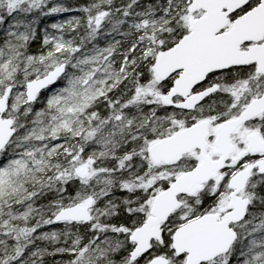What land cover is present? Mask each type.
Returning a JSON list of instances; mask_svg holds the SVG:
<instances>
[{"label":"snow or ice","instance_id":"snow-or-ice-1","mask_svg":"<svg viewBox=\"0 0 264 264\" xmlns=\"http://www.w3.org/2000/svg\"><path fill=\"white\" fill-rule=\"evenodd\" d=\"M0 264H264V0H0Z\"/></svg>","mask_w":264,"mask_h":264}]
</instances>
